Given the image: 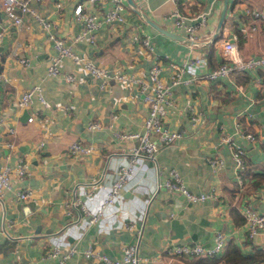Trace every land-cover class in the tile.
I'll list each match as a JSON object with an SVG mask.
<instances>
[{"label": "crops", "instance_id": "obj_1", "mask_svg": "<svg viewBox=\"0 0 264 264\" xmlns=\"http://www.w3.org/2000/svg\"><path fill=\"white\" fill-rule=\"evenodd\" d=\"M56 1L29 0L49 21L48 27H43L30 12L0 0L4 27L0 41V168L14 165L17 157L28 165L24 178L16 180L11 175L10 187L0 195V264H50L53 259L45 251L53 243L62 248L75 243L76 250L65 264H105L82 251L92 245L110 257L121 258L127 242L137 244L139 257L136 263L121 264H205L201 261L205 256L174 255L166 247L212 244L218 229L244 253L257 249L264 253V229L249 233L242 214L247 204L264 210V181L253 185L249 174L237 189L231 157V149L241 146L249 169L264 168V67L214 80L189 79L174 86L171 100L165 104L164 124L182 134L160 144L154 158L141 155L120 193L91 224L80 204L74 205L72 200L79 198L90 211L99 207L106 190L97 187L89 192L91 183H110L117 166L127 161L131 145L137 142L116 139L114 130H141L148 106L137 83L111 78L101 86V77L89 74L68 56L63 57L61 67L72 70L74 80L47 71L56 52L53 34L110 72L118 66L126 74L148 78L149 66L159 59L166 81L170 60L186 63L181 72L184 78L191 76L192 70L187 68L191 58L205 57L202 65L193 66L196 73L220 63L218 42L225 36L235 40L242 56L261 54L264 20L245 8L264 12V0H226L220 23L224 0H133L140 12L124 0L125 19L103 22L95 31L94 42L73 39L82 26L73 7L81 2L102 13L107 0H59L60 5ZM174 8L190 22L198 20V13H205L207 18L196 38H189L184 28L173 24L169 12ZM14 14L20 16L19 23L13 22ZM133 34L148 35L152 48L140 39L131 40ZM18 57H26L28 62L22 63ZM36 83L45 102L33 93L28 106L18 107L20 91ZM194 113L196 121L191 117ZM28 115L33 119H27ZM94 120L100 126L88 127ZM246 132L253 133L255 139L249 140ZM222 134H229L230 141L222 140ZM73 140L91 144L93 150L74 155L68 151ZM212 157L221 158V164L212 165ZM170 167L179 170L190 190L207 191L213 186L218 195L191 201L183 193L169 190L159 182L167 177ZM18 185L30 187V197H17L14 189ZM127 222L132 228L125 227ZM257 263L264 264V258Z\"/></svg>", "mask_w": 264, "mask_h": 264}, {"label": "built area", "instance_id": "obj_2", "mask_svg": "<svg viewBox=\"0 0 264 264\" xmlns=\"http://www.w3.org/2000/svg\"><path fill=\"white\" fill-rule=\"evenodd\" d=\"M90 1L101 3L103 0ZM2 3L14 6L20 9V11L30 12L35 18H37L43 27H48L49 25V21L44 19L34 8L30 6L29 0H2ZM56 5H60L59 0L56 1ZM125 8L126 3L124 0H107V7L102 11V13H99L98 10L95 9L85 8L81 2L76 3L73 7V14L82 22V26L80 31L74 35L73 39H87L94 42L95 31L103 22L114 23L121 22L125 19ZM245 10L246 12H251L253 16L261 17L264 20V12L262 10L255 8L250 9L249 7H246ZM169 13L173 16V24L184 28L188 37L191 39L196 38L200 25L204 24L207 18L205 13L200 12L197 15L198 20L196 22H190L188 21V16L180 13L176 8ZM20 21V16L14 14L13 22L19 23ZM3 30L4 27L0 18V41L3 37ZM51 36L56 52L50 57L47 67L48 73L54 75L62 73L67 81L74 80V72L72 70H64L61 67L63 57L68 56L73 62L80 65L89 74L101 77V86H104L106 81L111 78L137 83L148 106V111L142 121L143 127L141 130H125L121 128L114 130L116 139L121 141L135 140L137 142L134 145H131L127 161L117 166L115 176L110 183H106L101 180L91 183L89 192L97 187H102L106 190L105 197L99 207L95 211H90L79 198L72 200V204H80L81 209L87 218L88 224L97 221L102 215L104 207L108 203L113 202L116 196L120 193L122 186L127 181L134 165L141 155H148L154 158L160 144L169 143L182 134L181 130L169 129L164 124V115L166 112L165 104L171 100L172 88L174 86L189 79L206 78L214 80L222 76H228L234 72L264 67V52L244 57L242 56L235 40L231 37L229 38L225 36L220 38V41L218 42L221 49L222 61L217 65L204 70L202 73H196L193 70V66L197 64L202 65L205 57L196 56L188 61L187 68L192 70V73L191 76L187 78H184L181 75V72L185 69L186 63L180 64L170 60L168 62V66L170 67L169 81H166L162 77L163 63L161 60L156 59L148 68L149 77L145 78L142 75L132 72L130 74H126L118 66L114 67L113 71L110 72L99 63L74 52L70 44L67 43L63 37L55 34ZM137 39H140L141 42L149 49L152 48L148 35L139 37L137 34H133L131 40ZM18 60L22 63L28 62L26 57H18ZM1 77H3V72L0 70V78ZM33 93H36L40 97L41 101L45 102L40 85L36 83L20 91L16 99L17 106L20 108L28 106L32 100ZM33 117V115H28L27 119L31 120ZM191 117L194 121L198 120V115L196 113H194ZM236 124L239 127L238 121H236ZM99 126L100 123L95 120L88 123V127L90 128H96ZM7 128L9 131H13L12 126H7ZM245 135L251 141L255 139V135L253 133L246 132ZM221 139L229 142L231 136L229 134H222ZM10 144H12V142H10ZM92 150L93 145L82 143L79 140H73L68 145V151L74 155L90 153ZM231 157L234 161L235 177L238 183L237 189H240L241 185H243L242 170L245 166L244 148L241 146L233 147L231 149ZM210 161L212 165L219 166L222 159L212 157ZM27 173L28 165L26 160L22 157H17L14 165H3L0 168V195H2L5 188L10 187L12 182V178L10 177L11 175L14 176L16 180H21ZM159 183L171 191H179L183 193L185 197L191 201H199L208 197H216L218 195L217 190L213 186L207 191L190 190L186 186L181 173L176 167H170L168 169L167 177ZM14 193L19 198H28L31 195V189L28 186L18 185L14 189ZM242 214L249 233H255L259 229H264V210H257L247 204L244 206ZM124 225L127 228H132L133 226L131 222L124 223ZM227 240L228 239L224 232L218 229L214 233V240L212 244L203 245L197 242L193 244L180 243L166 247V251L174 255H221L224 251ZM75 250V243H72L67 247L65 246V248L53 243L46 249L45 254L53 259L50 264H65L66 259ZM82 253L85 256H90L94 259L100 260L105 264H121L125 261L136 263L139 257L137 244L135 242H127L122 246L121 258L110 257L108 254L99 251L92 245L86 247Z\"/></svg>", "mask_w": 264, "mask_h": 264}, {"label": "trees", "instance_id": "obj_3", "mask_svg": "<svg viewBox=\"0 0 264 264\" xmlns=\"http://www.w3.org/2000/svg\"><path fill=\"white\" fill-rule=\"evenodd\" d=\"M262 146L264 147V142ZM249 174L251 176L250 181L253 185L260 184L261 181H264V168L262 171H252L245 165L242 170V175L244 178H248ZM259 258H264V253H261L259 249L253 253H244L234 240L229 239L226 241L224 251L221 255H208L203 257L201 261L205 264H214L217 261H221L222 264H249L255 261V264H258Z\"/></svg>", "mask_w": 264, "mask_h": 264}, {"label": "water", "instance_id": "obj_4", "mask_svg": "<svg viewBox=\"0 0 264 264\" xmlns=\"http://www.w3.org/2000/svg\"><path fill=\"white\" fill-rule=\"evenodd\" d=\"M131 5L132 7L140 12L139 8L136 6L135 2L133 0H127ZM225 6H226V0H224L223 2V6H222V10H221V13H220V17H219V23L222 21V18L224 16V11H225ZM144 16H145V13H142ZM148 19V18H147ZM149 20V19H148ZM163 31H165V33L169 34V35H172V36H177L176 33H174L173 31H170L168 29H164V28H161ZM178 37V36H177Z\"/></svg>", "mask_w": 264, "mask_h": 264}]
</instances>
